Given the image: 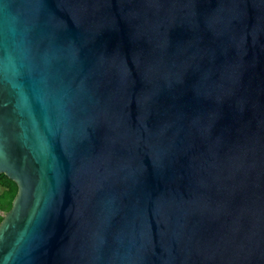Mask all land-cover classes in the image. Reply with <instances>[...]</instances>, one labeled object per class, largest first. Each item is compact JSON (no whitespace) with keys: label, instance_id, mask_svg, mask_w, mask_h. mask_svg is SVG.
I'll return each mask as SVG.
<instances>
[{"label":"water","instance_id":"obj_1","mask_svg":"<svg viewBox=\"0 0 264 264\" xmlns=\"http://www.w3.org/2000/svg\"><path fill=\"white\" fill-rule=\"evenodd\" d=\"M0 264H264V0H0Z\"/></svg>","mask_w":264,"mask_h":264},{"label":"trees","instance_id":"obj_2","mask_svg":"<svg viewBox=\"0 0 264 264\" xmlns=\"http://www.w3.org/2000/svg\"><path fill=\"white\" fill-rule=\"evenodd\" d=\"M0 223L12 205V201L17 193V185L8 179L4 174H0Z\"/></svg>","mask_w":264,"mask_h":264},{"label":"rangeland","instance_id":"obj_3","mask_svg":"<svg viewBox=\"0 0 264 264\" xmlns=\"http://www.w3.org/2000/svg\"><path fill=\"white\" fill-rule=\"evenodd\" d=\"M2 189L0 188V193H1ZM5 215V214H4Z\"/></svg>","mask_w":264,"mask_h":264}]
</instances>
